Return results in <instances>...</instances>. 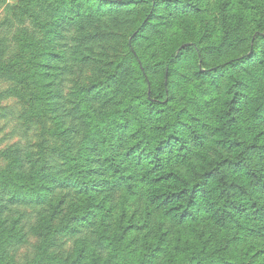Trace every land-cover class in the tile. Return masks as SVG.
<instances>
[{"label":"trees","instance_id":"1","mask_svg":"<svg viewBox=\"0 0 264 264\" xmlns=\"http://www.w3.org/2000/svg\"><path fill=\"white\" fill-rule=\"evenodd\" d=\"M0 13V108L41 133L0 149V264L29 231L21 264H264V0Z\"/></svg>","mask_w":264,"mask_h":264},{"label":"rangeland","instance_id":"2","mask_svg":"<svg viewBox=\"0 0 264 264\" xmlns=\"http://www.w3.org/2000/svg\"><path fill=\"white\" fill-rule=\"evenodd\" d=\"M10 3H15L16 0H8ZM1 17V13H0ZM10 83L1 82L0 87L5 88ZM0 108V149L7 145L18 142L20 144H36L40 141V124L37 120L31 119L22 105L13 97H8L1 102ZM44 120V119H42ZM49 124V123H48ZM4 161L0 157V166ZM29 211V210H26ZM32 218V217H31ZM33 219V218H32ZM33 221V220H32ZM28 221V222H32ZM30 223H28L29 225ZM28 228L25 227V230ZM87 230H83L79 235H88ZM63 244L57 251L59 254L65 255L69 251L73 240L70 238H63L60 240ZM38 240L30 231L27 233L24 241L16 247L15 259L17 263L21 264L33 257L35 246Z\"/></svg>","mask_w":264,"mask_h":264}]
</instances>
